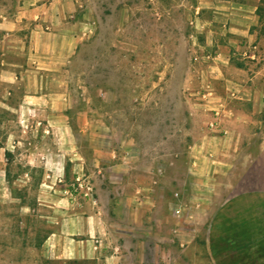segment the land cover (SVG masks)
I'll list each match as a JSON object with an SVG mask.
<instances>
[{
	"label": "rangeland",
	"instance_id": "rangeland-1",
	"mask_svg": "<svg viewBox=\"0 0 264 264\" xmlns=\"http://www.w3.org/2000/svg\"><path fill=\"white\" fill-rule=\"evenodd\" d=\"M195 2L95 0L101 12L90 36L60 71L46 73L45 98L28 96L38 103L36 110L3 108L20 101L21 80L7 89L11 96L0 87V264H96L48 259L41 245L69 200L94 197L91 189L102 180L107 157L122 150L135 156L134 185L148 188L140 196H146L151 217L141 220L140 230L118 229L122 237L138 240L124 263L211 264L206 246L211 218L224 200L243 190L241 165L264 142V0L257 4L262 19L251 39L231 49L222 76L207 73L203 79L194 71H205L215 55L212 37L227 43L232 36L211 25V31L203 29L212 16L203 12L196 22ZM16 3L0 0V10L11 14ZM19 59L27 63L24 55ZM196 80L210 82L222 96L239 86L262 93L253 120L230 127L237 143H229L240 153L232 160L235 176L195 173V137L204 128L192 91ZM59 90L65 93L49 95ZM231 99L229 106H236ZM237 107L251 111L246 104ZM66 134H75L76 141L63 142ZM95 136L104 142L99 157L90 141Z\"/></svg>",
	"mask_w": 264,
	"mask_h": 264
},
{
	"label": "crops",
	"instance_id": "crops-1",
	"mask_svg": "<svg viewBox=\"0 0 264 264\" xmlns=\"http://www.w3.org/2000/svg\"><path fill=\"white\" fill-rule=\"evenodd\" d=\"M94 1L17 0L15 12L8 14L6 8L0 10V87L11 96L10 89H7L21 80L23 90V96L16 106L3 103V108L15 112L36 110L38 103L31 101L33 96H28L37 94L39 96H34L35 99L45 98L48 95L43 91L46 73L60 71L90 36L96 26L94 17L101 12ZM195 1L196 22L203 12L212 16L211 22L203 23V29L211 31L208 27L211 25V28L223 29L232 36L227 43L212 37L209 43L217 48L215 55L205 71H194L197 79H203L207 73H211L210 78L212 74L218 78L216 75L222 76L225 66L230 65L231 49L239 47L244 38L251 39V30L259 23L256 12L259 0ZM23 55L27 61L25 65L19 62ZM210 82L213 83V80L210 79ZM210 82L198 83L196 80L192 87L196 95L195 103L200 101L195 108L201 113L204 126L203 131L195 137L194 156L192 154L195 173L235 176L236 163L232 160L238 158L240 153L236 150V144L229 143L230 140L237 143L235 135L230 133V127L253 120L254 114L259 113L258 105L262 102H259L258 95L262 93L255 88L239 86L230 96L228 92L222 96L216 93L214 87L207 85ZM64 93L59 90L49 95ZM228 98L235 100L236 106H229ZM243 99L247 102L241 103ZM243 104L249 106L252 112H244L237 107ZM214 112L219 114L221 122L217 131L208 128ZM60 113L68 116L69 111ZM59 120L62 122L61 116ZM65 125L70 128L68 118ZM74 136L66 134L60 139L75 142ZM90 141L93 142L94 153L99 157L104 143L102 137L95 136ZM110 154L106 168L101 169L105 172L102 180L95 182L91 189L94 197L69 200L66 212L54 222L53 231L41 245L48 259L125 264L123 258L134 253L132 249L138 240L122 237L118 229L140 230L141 220L151 218L146 196H140L148 188L140 185V182L134 185V175H138L133 171L138 168L133 163L135 156H130L124 150ZM6 155L3 151L2 157L6 158ZM246 155L243 153L244 159ZM75 159L78 160L77 157ZM75 167L82 168L78 163ZM238 177V182L244 185L243 190L224 200L209 224L206 246L211 264H264V142L259 145L253 159L243 161Z\"/></svg>",
	"mask_w": 264,
	"mask_h": 264
},
{
	"label": "built area",
	"instance_id": "built-area-1",
	"mask_svg": "<svg viewBox=\"0 0 264 264\" xmlns=\"http://www.w3.org/2000/svg\"><path fill=\"white\" fill-rule=\"evenodd\" d=\"M221 122L219 120V114L217 112L213 113V121L209 124L211 130L217 131L220 129Z\"/></svg>",
	"mask_w": 264,
	"mask_h": 264
},
{
	"label": "trees",
	"instance_id": "trees-1",
	"mask_svg": "<svg viewBox=\"0 0 264 264\" xmlns=\"http://www.w3.org/2000/svg\"><path fill=\"white\" fill-rule=\"evenodd\" d=\"M256 12H257V16L259 17V22H260V20L262 19L261 9L258 7Z\"/></svg>",
	"mask_w": 264,
	"mask_h": 264
}]
</instances>
